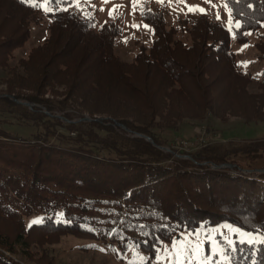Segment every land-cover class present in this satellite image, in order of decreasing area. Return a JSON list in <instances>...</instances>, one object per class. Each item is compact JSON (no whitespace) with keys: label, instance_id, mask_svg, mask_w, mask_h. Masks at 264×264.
Returning a JSON list of instances; mask_svg holds the SVG:
<instances>
[{"label":"trees","instance_id":"16d2710c","mask_svg":"<svg viewBox=\"0 0 264 264\" xmlns=\"http://www.w3.org/2000/svg\"><path fill=\"white\" fill-rule=\"evenodd\" d=\"M75 2L52 0L48 36L15 59L45 13L0 0V106L44 130L23 138L0 128V264H52L39 250L63 235L117 254L134 247L150 259L199 226L226 222L264 238V173L244 172L237 161L264 166V139L206 141L179 156L157 137L209 117L263 121L264 82L249 92L231 32L200 16L183 28L186 44L162 13L145 10L154 40L128 64L114 53L118 28H97L71 8ZM224 2L242 25L233 30L236 43H248L245 33L256 35V58L264 61V0ZM56 128L66 134L53 142ZM223 165L235 168H213ZM31 216L40 222L27 226ZM226 264H264V243H236Z\"/></svg>","mask_w":264,"mask_h":264},{"label":"rangeland","instance_id":"374dc122","mask_svg":"<svg viewBox=\"0 0 264 264\" xmlns=\"http://www.w3.org/2000/svg\"><path fill=\"white\" fill-rule=\"evenodd\" d=\"M224 4V0H211V3L206 0H139L137 6L133 7V0H108L107 3L103 0H79V7L75 2L71 8L82 16L92 18L97 28L108 24L117 27L119 34L114 40L115 56L122 62L130 64L140 49L148 51L154 40L153 29L142 18V13L145 10L162 13L167 28L177 29L176 38L190 44L189 36L183 28L189 25V21L200 16L218 21L229 30L230 16ZM192 6L205 9L206 14L189 11V7ZM43 12L45 14L40 24L31 25L28 41L22 48L14 52L15 59L26 58L29 50L42 44L48 36L49 20L46 14L49 11L43 10ZM110 12L111 15H109ZM217 14H219V19H217ZM186 22L187 24H184ZM133 25H138V27H133ZM231 28V48L237 57L238 70L250 79L249 92L258 93L259 85L264 82V61H258L256 58L254 43L257 36L248 34V43L240 45L236 43L233 35V30L236 28V23L233 20ZM245 45L248 47H244ZM242 62H247V66H244ZM4 77L5 72L0 70V78ZM3 88L0 83V92ZM27 107L28 110L31 109V107ZM56 113L59 114V112ZM74 120L76 123L80 121L77 116H74ZM0 128L23 138H33L39 133H44L42 128L33 126L19 113L10 112L4 106H0ZM65 134L64 129L56 128L55 138L52 141L58 142L56 138H62ZM157 137L162 142L163 148H168L169 152H171V148L179 156L181 152L192 154L206 143H200L196 145L195 150L190 149L189 151L176 149L175 144L181 141L194 144L197 139H205V137H207L209 145L215 146H227L229 142L239 145L248 141L264 139V119L255 123H246L243 118H226L225 121H220L213 117L200 122L185 121L177 131L157 133ZM102 154L109 155L106 152ZM184 158L189 159L188 155H185ZM237 161L244 172L259 173L257 171L264 167L260 161L252 163L243 158H238ZM254 166L257 169L250 170ZM234 168L227 169L233 170ZM34 220H39V217L31 216L25 218L24 222L29 226ZM225 225L230 224L222 222L213 226H199L194 231L180 232L174 239L181 243L176 247L172 246L173 241L163 244L153 259L134 247H130L124 254L115 253L109 246L101 245V248L95 249L91 247L92 244L89 240L79 239L73 235L60 236L53 244L44 246L39 252L44 251L52 260V264H226L227 250L233 248L236 243H241V239L247 240V237L229 231L224 227ZM194 233H198V235ZM244 233L250 235L254 244L259 243L262 238L257 234ZM229 240L232 241L231 245L228 243ZM188 244L193 248L196 245L200 246L199 256L194 257L191 253L184 251ZM217 244L219 248L223 249V254L216 250ZM82 246L84 249L81 248ZM206 257L209 259H205Z\"/></svg>","mask_w":264,"mask_h":264},{"label":"snow or ice","instance_id":"6c2138e0","mask_svg":"<svg viewBox=\"0 0 264 264\" xmlns=\"http://www.w3.org/2000/svg\"><path fill=\"white\" fill-rule=\"evenodd\" d=\"M21 2L29 4L30 6H33V7L42 8L46 12L52 10L50 7H48V5L52 3V0H43V3H36L35 0H21ZM103 2L107 3L108 0H103ZM206 2L211 3V0H206ZM138 3H139V0H133V7H136ZM76 5H77V7H79V0H76ZM224 7L227 8V2L224 4ZM63 10H67V9H63ZM101 10H103V9H101ZM189 11H199L202 14H206L205 9L200 8L199 6L189 7ZM111 14L112 13L110 12L109 15H111ZM229 16H230V19H229V31L231 32L232 31V28H231V24H232L231 12H229ZM219 18H220L219 14H217V19H219ZM133 27H138V25H133ZM145 27H148V26L145 25ZM236 27L237 28L242 27V25L240 24L239 21L236 22ZM245 34H250V33H245ZM234 38H235V34H234ZM244 47H248V46L245 45ZM242 50H243V48L241 49V51ZM242 63L244 64V66H247V62H242ZM39 222H40L39 220H34V221H32V224L39 223ZM29 226H31V224ZM224 227L228 228L229 231L239 233L242 237H247V240L241 239V241H240L241 243H244V242L252 243V238L250 237V235L244 233L241 229L233 227L231 225H225ZM194 234L198 235V233H194ZM260 242L264 243V238H261ZM180 243H181V241H177V240L174 239L173 242H172V246L176 247ZM228 243H229V245H231L232 241L229 240ZM216 250L219 251L221 254H223V249L219 248L218 244H217V249ZM184 251L188 252V253H191L194 257L195 256H199L200 246L196 245L195 248H193L190 244H188V245L185 246ZM205 259H209V258L206 257Z\"/></svg>","mask_w":264,"mask_h":264},{"label":"built area","instance_id":"2783aa9c","mask_svg":"<svg viewBox=\"0 0 264 264\" xmlns=\"http://www.w3.org/2000/svg\"><path fill=\"white\" fill-rule=\"evenodd\" d=\"M206 141H207V137H205V139H203V138L197 139V142L194 144L186 142V141H181V142L176 143L174 147L176 149H180V150H184V151H189L190 149L195 150L197 148L196 145H198L200 143L201 144L205 143Z\"/></svg>","mask_w":264,"mask_h":264},{"label":"water","instance_id":"95a60500","mask_svg":"<svg viewBox=\"0 0 264 264\" xmlns=\"http://www.w3.org/2000/svg\"><path fill=\"white\" fill-rule=\"evenodd\" d=\"M14 100V99H13ZM25 106H29V107H31V105L29 104V103H23ZM46 114H48L47 112H46ZM86 121H90L89 119H85ZM118 126H120V127H122V129H124V130H126L125 129V127L123 126V125H121V124H118ZM139 137H142L143 139H145L146 141H150V139L148 138V137H146V136H141V135H138ZM163 149V148H162ZM165 150H167V151H169L168 149H165ZM233 168L234 166L233 165H223V166H213V168H215V169H220V168ZM257 172H259V173H264V167H263V169H261V170H258Z\"/></svg>","mask_w":264,"mask_h":264}]
</instances>
